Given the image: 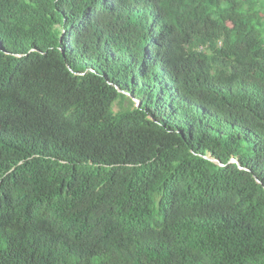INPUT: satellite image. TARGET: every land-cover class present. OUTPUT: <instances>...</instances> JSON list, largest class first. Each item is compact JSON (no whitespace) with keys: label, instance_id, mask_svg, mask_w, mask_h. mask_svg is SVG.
Segmentation results:
<instances>
[{"label":"trees","instance_id":"1","mask_svg":"<svg viewBox=\"0 0 264 264\" xmlns=\"http://www.w3.org/2000/svg\"><path fill=\"white\" fill-rule=\"evenodd\" d=\"M0 264H264V0H0Z\"/></svg>","mask_w":264,"mask_h":264},{"label":"water","instance_id":"2","mask_svg":"<svg viewBox=\"0 0 264 264\" xmlns=\"http://www.w3.org/2000/svg\"><path fill=\"white\" fill-rule=\"evenodd\" d=\"M233 162H235V163H238L236 160L235 161H233ZM241 168V167H240Z\"/></svg>","mask_w":264,"mask_h":264},{"label":"rangeland","instance_id":"3","mask_svg":"<svg viewBox=\"0 0 264 264\" xmlns=\"http://www.w3.org/2000/svg\"><path fill=\"white\" fill-rule=\"evenodd\" d=\"M117 109V108H116Z\"/></svg>","mask_w":264,"mask_h":264}]
</instances>
